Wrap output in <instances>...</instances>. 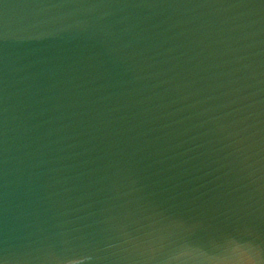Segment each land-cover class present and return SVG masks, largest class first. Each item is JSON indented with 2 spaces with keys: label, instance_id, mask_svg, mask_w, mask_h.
Listing matches in <instances>:
<instances>
[{
  "label": "water",
  "instance_id": "95a60500",
  "mask_svg": "<svg viewBox=\"0 0 264 264\" xmlns=\"http://www.w3.org/2000/svg\"><path fill=\"white\" fill-rule=\"evenodd\" d=\"M0 264H264V0H0Z\"/></svg>",
  "mask_w": 264,
  "mask_h": 264
}]
</instances>
